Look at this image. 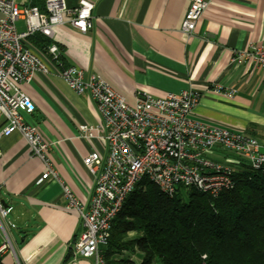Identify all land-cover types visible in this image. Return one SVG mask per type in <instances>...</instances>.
Masks as SVG:
<instances>
[{
	"label": "crops",
	"instance_id": "1",
	"mask_svg": "<svg viewBox=\"0 0 264 264\" xmlns=\"http://www.w3.org/2000/svg\"><path fill=\"white\" fill-rule=\"evenodd\" d=\"M18 1L45 6V0ZM65 1L75 7L80 0ZM88 1L94 3L91 30L55 28L54 41L66 64L82 68L87 76L101 75L130 103L139 93L160 97L193 89L200 93L194 118L247 132L264 151L262 69L254 62L231 60L233 50H250L264 41V0H212L187 39L180 27L189 0ZM23 90L36 106L24 119L52 144L49 156L60 181L89 203L95 179L83 160L93 151L105 156L107 149L98 139L79 137L78 127L105 131L98 103L89 94H76L59 75L36 72ZM0 149V201L13 207L2 219L0 245L6 231L15 250L5 253L10 262L94 264L74 247L81 219L66 208L62 184L52 180L37 185L44 166L31 155L26 139L13 132L0 139Z\"/></svg>",
	"mask_w": 264,
	"mask_h": 264
},
{
	"label": "built area",
	"instance_id": "2",
	"mask_svg": "<svg viewBox=\"0 0 264 264\" xmlns=\"http://www.w3.org/2000/svg\"><path fill=\"white\" fill-rule=\"evenodd\" d=\"M211 3L189 0L180 27L185 39L196 33ZM93 10L94 3L88 0H80L75 7L65 0H45L44 9L18 0H0V112L4 116L0 139L16 131L26 139L31 155L44 166L37 185L59 181L67 199L66 208L79 214L82 231L74 243L78 255L92 259L94 264H108L103 250L109 244L113 223L127 197L142 181L168 197L195 189L207 199H214L236 186L238 172L257 171L264 182V151L260 141L247 132L194 118L200 93L193 89L160 97L139 93L130 103L101 75L87 76L82 68L66 64L64 52L54 41L55 28L69 25L86 33L94 27ZM21 19L27 30H18L17 21ZM37 33L51 40L44 52L30 40ZM231 60L238 64L254 62L262 69L264 81V41L250 50H233ZM36 72L59 75L76 94H89L99 105L105 131L87 124L78 127L79 137L98 139L107 149L105 156L93 151L84 157L95 179L89 203H83L60 181L49 156L52 144L36 125L24 119V113H33L36 106L23 84L30 82ZM12 209L0 201L1 226ZM5 234L0 256L7 251L15 254Z\"/></svg>",
	"mask_w": 264,
	"mask_h": 264
},
{
	"label": "trees",
	"instance_id": "3",
	"mask_svg": "<svg viewBox=\"0 0 264 264\" xmlns=\"http://www.w3.org/2000/svg\"><path fill=\"white\" fill-rule=\"evenodd\" d=\"M30 40L42 52L51 44L40 33ZM235 179L233 189L214 199L195 189L168 197L142 181L113 223L103 250L107 263L264 264L263 178L245 170ZM10 259L3 254L0 264H16Z\"/></svg>",
	"mask_w": 264,
	"mask_h": 264
},
{
	"label": "rangeland",
	"instance_id": "4",
	"mask_svg": "<svg viewBox=\"0 0 264 264\" xmlns=\"http://www.w3.org/2000/svg\"><path fill=\"white\" fill-rule=\"evenodd\" d=\"M94 11V10H93ZM94 14V13H93ZM94 20H95V15H94ZM17 28H18V30L19 31H24V30H27V27H26V24H25V20H23V19H21V20H19V21H17ZM91 30V29H90ZM87 33V32H86ZM93 191H94V189H93ZM93 191H92V193H93ZM91 197H92V195H91ZM90 200H91V198H90ZM89 200V201H90ZM1 224V223H0ZM130 236H133V233H131L130 234ZM129 252V251H128ZM131 252V254L137 259V261L139 262L140 261V256H138V254H136V253H134V252H132V251H130Z\"/></svg>",
	"mask_w": 264,
	"mask_h": 264
},
{
	"label": "bare ground",
	"instance_id": "5",
	"mask_svg": "<svg viewBox=\"0 0 264 264\" xmlns=\"http://www.w3.org/2000/svg\"><path fill=\"white\" fill-rule=\"evenodd\" d=\"M3 119H4V116L0 112V121H2Z\"/></svg>",
	"mask_w": 264,
	"mask_h": 264
},
{
	"label": "water",
	"instance_id": "6",
	"mask_svg": "<svg viewBox=\"0 0 264 264\" xmlns=\"http://www.w3.org/2000/svg\"><path fill=\"white\" fill-rule=\"evenodd\" d=\"M2 202L4 203L5 201H2ZM4 205L7 206L5 203H4Z\"/></svg>",
	"mask_w": 264,
	"mask_h": 264
}]
</instances>
